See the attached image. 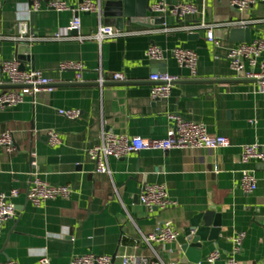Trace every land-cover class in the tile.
<instances>
[{"label": "crops", "instance_id": "obj_1", "mask_svg": "<svg viewBox=\"0 0 264 264\" xmlns=\"http://www.w3.org/2000/svg\"><path fill=\"white\" fill-rule=\"evenodd\" d=\"M32 0H0V86L9 85L2 63L19 59L22 23L28 36L36 70L51 80L24 101L0 110V134L13 132L16 151L0 147V193L18 190L13 199L17 213L0 235V262L41 264L47 256L51 264H70L74 256L109 255L121 264L131 255V264H189L177 240L147 244L142 236L157 232L167 222L176 228L188 225L201 212L220 207L222 227L217 241L204 242L200 261L209 264L213 252L219 257L212 264H226L234 257L238 264H258L264 260V160L242 161V146L257 143L264 153V98L259 81L236 75L228 53L239 42L231 41L232 21H252L251 40L264 35V6L256 4L247 12L231 5L232 0H168L165 11L148 13L164 17L153 27L132 21L122 35L99 43L80 36L94 35L104 18L98 12H80L81 28H68L84 0H66L70 9L57 11L42 0L31 24ZM99 2L101 0H98ZM193 2L204 16H177L175 5ZM151 5L157 0H150ZM202 20L217 24L214 45L204 29L190 32L187 27ZM57 32L63 40H45ZM24 42V41H23ZM152 45L164 51L162 60H152ZM182 47L197 52L198 74L180 66L173 50ZM25 56V55H23ZM66 62L84 64L83 81L75 71L63 70ZM25 70L32 62L25 61ZM166 70L177 75L167 98L151 96L153 72ZM106 81L98 84L99 73ZM123 72L132 84H116L112 75ZM9 88L0 87V94ZM60 109L80 110L77 119L60 115ZM204 123L211 134L224 135L230 145L217 151L201 149L142 150L123 158L110 157V173L96 171L89 150L101 142L104 131L131 137H164L173 125V116ZM60 137L49 142L50 133ZM80 157V161L72 160ZM34 162H31V158ZM62 158H71L63 160ZM244 171L253 172L257 188L246 192L241 185ZM35 176L54 185H68L69 198H55L40 206L28 199ZM145 184H164L175 204L149 210L140 200ZM244 233L239 250L233 237Z\"/></svg>", "mask_w": 264, "mask_h": 264}, {"label": "built area", "instance_id": "obj_2", "mask_svg": "<svg viewBox=\"0 0 264 264\" xmlns=\"http://www.w3.org/2000/svg\"><path fill=\"white\" fill-rule=\"evenodd\" d=\"M34 5L33 11L40 9L42 0H32ZM264 6V0H232L231 5L241 12H247L256 4ZM47 6L57 11L70 9V5L66 0H49ZM168 6V0H157L151 5L153 11H165ZM100 2L98 0H84L77 10H74L75 16L69 26L70 31H78L81 28V19L77 13L80 12H99ZM173 12L177 16L186 15H203L201 10L193 2H181L174 6ZM252 21H232L230 26L246 28ZM217 24L202 20L196 25L188 26L187 29L193 32L197 29H204L206 38L214 45H218L219 41L215 35ZM122 33L117 31L113 26L102 25L98 27L97 32L92 36H80L81 39L91 38L99 43L111 38L121 36ZM69 36L61 32H57L51 36L43 37L45 40H63ZM21 42H33L36 37L28 36V28L26 23H22L19 36L16 38ZM148 56L152 60H162L164 51L161 47L152 45L149 47ZM173 55L177 59L180 66L188 67L192 77L198 74L199 56L194 50L178 47L173 50ZM230 64L236 75L247 79H255L259 81V92L264 98V35L252 39L249 42H239L232 47L228 53ZM61 69L74 70L76 81H83L84 64L81 62H66L60 65ZM3 72L9 79V84L18 85L19 88L8 89L0 94V110L9 106H14L24 101L26 95H34L41 88L50 85L51 80L41 70H22L20 61L17 59L6 60L2 63ZM115 81H127V76L123 72H116L112 75ZM153 82L151 88V96L154 99L167 98L170 96L176 82L180 80L177 75L167 72L152 73L149 78ZM105 77L102 72L99 73L98 84H105ZM60 115L68 119H77L80 116V110L60 109ZM174 123L168 129L164 137H131L125 134H116L104 131L101 142L89 150V156L96 162V171L99 173H110L108 167V159L110 157L123 158L130 153L142 150H163L171 149H201L206 148L217 151L230 145L227 136L211 134L207 126L202 122H196L185 119L179 115L173 116ZM49 142L58 144L60 137L57 133L51 132ZM0 147L7 153L16 151L13 132L6 130L0 134ZM255 159L264 160V153L261 151L259 144H244L242 146V161L248 163ZM242 188L246 192H253L257 188V180L253 172L244 171L241 179ZM72 190L68 185H54L35 176L31 181L28 190V199L32 204L40 206L44 202L55 198H69ZM19 195L18 190H12L10 193H0V235L5 224L17 213L16 204L13 199ZM141 202L147 206L149 210L165 209L175 204L169 198L167 187L164 184H145L140 193ZM179 230L171 222L165 223L157 232L144 234L143 240L150 246L153 243H167L177 240ZM245 234L240 233L233 237L235 251L237 252L241 246ZM219 257L218 252H213L208 258V263L212 264ZM134 260L131 255H123L121 264H131ZM41 264H51V259L44 256L40 259ZM0 264H20L16 260H8L0 262ZM70 264H113V257L109 255L83 254L74 256ZM189 264H201L191 262ZM226 264H238L234 257L229 258ZM258 264H264V260Z\"/></svg>", "mask_w": 264, "mask_h": 264}, {"label": "water", "instance_id": "obj_3", "mask_svg": "<svg viewBox=\"0 0 264 264\" xmlns=\"http://www.w3.org/2000/svg\"><path fill=\"white\" fill-rule=\"evenodd\" d=\"M33 1L30 2V7H33ZM152 10L150 0H101L100 11L98 12L101 17L104 18L105 25H117L119 29L123 28L124 22L130 23L136 21L145 25L153 27L154 24L165 23L164 17H149L148 13ZM35 11L31 12V24L33 25L35 19ZM79 15V13H77ZM76 31V30H75ZM230 39L234 42H249L251 41V29L249 27L231 28ZM19 59H21V69L25 70L24 62L31 61L32 69H35L34 58L30 55V45L25 42H21L18 46ZM25 55V56H23ZM161 72H166L162 70ZM156 73V72H153ZM116 84L126 85L132 84L129 81H120ZM0 87L16 89L18 85H1ZM63 160H69L71 158H62ZM80 157H74L72 160L76 162L80 161ZM34 158H31V162H34ZM221 208H212L210 210L201 212L193 216L188 225L179 228V235L177 242L181 247V251L187 255L190 261H200L201 253L200 248L203 247L204 242L217 241L221 232Z\"/></svg>", "mask_w": 264, "mask_h": 264}]
</instances>
